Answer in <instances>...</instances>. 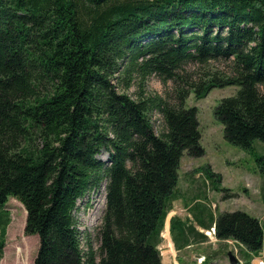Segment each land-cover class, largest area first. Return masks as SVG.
Listing matches in <instances>:
<instances>
[{"label":"trees","instance_id":"obj_1","mask_svg":"<svg viewBox=\"0 0 264 264\" xmlns=\"http://www.w3.org/2000/svg\"><path fill=\"white\" fill-rule=\"evenodd\" d=\"M229 85L214 115L249 150L264 142V0H0V258L12 196L39 239L32 264H162L181 157L205 152L186 99ZM103 182L95 248L75 209ZM215 234L262 248L245 211L219 213Z\"/></svg>","mask_w":264,"mask_h":264},{"label":"rangeland","instance_id":"obj_2","mask_svg":"<svg viewBox=\"0 0 264 264\" xmlns=\"http://www.w3.org/2000/svg\"><path fill=\"white\" fill-rule=\"evenodd\" d=\"M218 67L224 68L222 64H218ZM146 89L163 94L165 87L156 76L151 75L146 81ZM238 89L239 86L236 85L214 87L202 97L198 98L193 92L187 97L186 105L197 108L201 131L200 142L205 152L198 157L184 152L179 168V193L185 198L184 195L191 194L193 188H197L201 183V188L198 189L201 191L200 197L205 199L204 195L208 194V201L201 202L217 207L214 212L216 218L219 213L236 210L255 216L263 228L262 248L258 252H251L235 239H219L215 230H209L203 231L204 235L209 237L207 242L176 250L172 242L173 234L169 230L170 243L164 223L169 216L172 218L173 215H178L184 218V215H188L183 204L185 199L181 198L173 203L171 211L169 210L164 219L162 239L158 245L162 264H264V163L259 160L264 157V142L255 140L249 150L229 143L224 138L222 123L214 115V108L218 102L224 97L234 95ZM134 90V87L130 88L129 93L132 94ZM155 124L157 125V122ZM100 157L103 160L108 159L105 152L101 153ZM208 169L218 173L220 180L211 177L207 172ZM191 177L199 179L192 182ZM222 188H227L229 191H223ZM185 190L188 192L186 193ZM224 195L227 197L225 198ZM105 207L106 186L103 182L98 189L91 190L79 199L75 209L78 228L88 234L95 248L98 246L97 232ZM4 209L9 221L5 229L0 264H32L38 250L39 239L35 234L25 233L24 205L9 196ZM82 242L84 244V241ZM229 253L235 257V261L230 259Z\"/></svg>","mask_w":264,"mask_h":264},{"label":"crops","instance_id":"obj_3","mask_svg":"<svg viewBox=\"0 0 264 264\" xmlns=\"http://www.w3.org/2000/svg\"><path fill=\"white\" fill-rule=\"evenodd\" d=\"M197 177H199V175ZM197 177H191L190 180L192 182H194L195 179H199ZM185 192L187 193L188 191L185 190ZM181 194L179 193V195L172 201V207H173V203L177 199L183 198V199H185V202L183 200L184 209L186 210L188 215H184V218H182L178 215L172 216L176 220L175 224L179 228L184 227V228H182V229H184V233H182V237L178 238V242L177 241L175 242V239L172 236L173 246L176 250H182L186 247H191L194 244L199 245V244L207 242L209 240V237L204 235L203 231H209V230L214 231L215 230V218H216L215 215H216V213L214 214V212H215L216 206L212 207L207 202H201V201H208V194L204 195L203 198H205V199H202L199 195V190H197L196 187L193 188V191L191 192V194H189V193L186 195L183 194L185 196V198L182 197ZM199 202H201V203H199ZM168 213H167V215H168ZM170 222H171V217L169 216L168 220L165 221L164 224H165L166 231H168V241L171 243V236H170L171 225H170ZM218 241L224 242L225 240H218Z\"/></svg>","mask_w":264,"mask_h":264},{"label":"water","instance_id":"obj_4","mask_svg":"<svg viewBox=\"0 0 264 264\" xmlns=\"http://www.w3.org/2000/svg\"><path fill=\"white\" fill-rule=\"evenodd\" d=\"M230 259L235 261V257L229 253Z\"/></svg>","mask_w":264,"mask_h":264},{"label":"bare ground","instance_id":"obj_5","mask_svg":"<svg viewBox=\"0 0 264 264\" xmlns=\"http://www.w3.org/2000/svg\"><path fill=\"white\" fill-rule=\"evenodd\" d=\"M165 233V232H164ZM164 235V234H163ZM165 237V236H164ZM167 237V236H166Z\"/></svg>","mask_w":264,"mask_h":264}]
</instances>
